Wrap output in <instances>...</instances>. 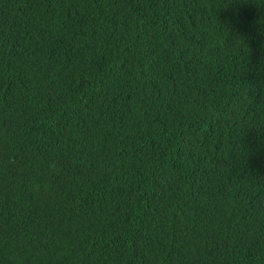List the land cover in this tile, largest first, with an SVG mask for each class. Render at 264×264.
<instances>
[{
	"label": "trees",
	"instance_id": "1",
	"mask_svg": "<svg viewBox=\"0 0 264 264\" xmlns=\"http://www.w3.org/2000/svg\"><path fill=\"white\" fill-rule=\"evenodd\" d=\"M0 264H264V0H0Z\"/></svg>",
	"mask_w": 264,
	"mask_h": 264
}]
</instances>
